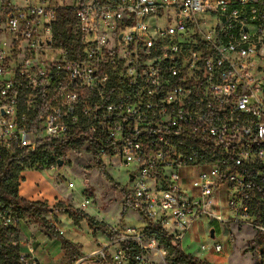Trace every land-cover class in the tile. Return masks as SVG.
Wrapping results in <instances>:
<instances>
[{"label": "built area", "instance_id": "2783aa9c", "mask_svg": "<svg viewBox=\"0 0 264 264\" xmlns=\"http://www.w3.org/2000/svg\"><path fill=\"white\" fill-rule=\"evenodd\" d=\"M58 8L74 14L68 39ZM78 153L127 169L145 221L93 252L100 264L164 259L148 223L179 243L196 223L264 237V0H0V170ZM19 222L0 204V234ZM203 232L199 249L222 252Z\"/></svg>", "mask_w": 264, "mask_h": 264}, {"label": "rangeland", "instance_id": "374dc122", "mask_svg": "<svg viewBox=\"0 0 264 264\" xmlns=\"http://www.w3.org/2000/svg\"><path fill=\"white\" fill-rule=\"evenodd\" d=\"M104 164L106 165H104V168L110 179L118 184L119 189L126 190L129 185L127 169L124 167L120 168L117 164L112 166L107 165L106 161H104ZM21 170L24 174L20 191L30 193L26 198L28 200L44 201L53 208L58 205L71 206L83 211L97 221L100 220L111 227L119 229L130 227L140 229L145 224L143 218L133 209H128L122 215L123 194L120 190L113 189L108 181L102 177L97 168L96 160H93L90 155L84 153L70 154L69 159L56 170H45L28 166H24ZM21 173L20 177H22ZM71 220L70 217L63 216L60 222L57 223V227L65 232L63 238L76 241L79 244L80 253L83 256L79 258V260L83 259L80 264H100L90 257L93 252L99 250L101 247L97 245L92 235L83 229L85 221L81 220L78 223H71ZM54 221H56L55 218ZM204 226L214 228L215 241L222 242L224 246L222 252H205L199 249L201 243L210 244L212 242L203 232ZM219 226L220 224L216 222L207 223L203 226H201V223H196L190 233L181 241V248L183 247L187 254L196 257L198 260H206L212 264H261L259 255L262 247L259 245L264 241V237L258 235V238L252 241L255 233L247 227L239 229L234 227L232 233H220ZM29 227L33 230V233L36 227L40 228L39 225H32V223L29 224ZM25 235L29 237L30 231H26ZM35 235L36 241L41 243L44 249L49 248L50 245L52 247V244L54 246V243L45 239L40 232L37 231ZM15 239H17V236L15 238L13 235H10L4 240L10 242L15 241ZM256 241L259 244L258 246ZM19 242H22V245L25 244L23 241H20L18 235V246ZM25 242L29 241L26 240ZM105 243L109 245L113 244V241L107 239ZM144 243H146V240ZM116 246L117 244L111 245L109 250H112ZM52 251L53 248H51V253L48 256L49 259L56 257V253H52ZM166 257V251L163 256L164 259L159 256H153L151 251L144 253L145 260L150 262V264H159L161 262L167 264Z\"/></svg>", "mask_w": 264, "mask_h": 264}, {"label": "trees", "instance_id": "16d2710c", "mask_svg": "<svg viewBox=\"0 0 264 264\" xmlns=\"http://www.w3.org/2000/svg\"><path fill=\"white\" fill-rule=\"evenodd\" d=\"M55 17V33L63 40L68 39L72 33L71 27L74 19L73 11L67 8H58ZM39 158L40 155L38 153L32 157L34 162L39 160ZM17 160L24 162L26 159L18 158ZM94 160L96 159L94 158ZM96 164L102 177L108 181L110 186L115 190H120L123 194V215L128 209H131L126 191L124 189H119L118 184L110 179L104 166L99 161L96 160ZM22 168L24 167L13 163L9 167L0 170V204L11 206L13 208L15 216L20 221L19 224L25 217H27L37 222L46 230L53 232L44 216L57 212L68 215L74 223L84 220L92 235L100 233L110 241H114L118 238L121 229L111 227L102 221H97L81 210L75 209L71 206L62 205L53 208L44 201H31L20 195L19 187L20 182L23 180L22 177H20ZM144 229L147 234L156 238V240H158V242L164 247L167 253V264H212L206 260H198L196 257L184 252L180 243L171 237L166 236L160 226L148 223ZM11 234L16 238L19 232L18 230H15L12 231ZM54 234L61 237L57 232H54ZM5 238L7 239L8 237L0 234V264H21L20 258L27 254L22 253L18 245H11L9 241L4 240ZM256 238H258V235H255L252 241ZM16 240L17 239H15V241ZM60 245L63 251L64 262L66 264H74L81 257L79 246L76 243L62 238L60 239ZM123 245L127 246L129 243H124ZM130 258L132 264H140L136 262L131 255Z\"/></svg>", "mask_w": 264, "mask_h": 264}, {"label": "crops", "instance_id": "0c3cea01", "mask_svg": "<svg viewBox=\"0 0 264 264\" xmlns=\"http://www.w3.org/2000/svg\"><path fill=\"white\" fill-rule=\"evenodd\" d=\"M21 174H22L21 176L23 178L24 172H22ZM22 181L20 182V185H21ZM19 194L24 196L25 198H27L30 195L29 192H25V193L21 192L20 191V187H19ZM63 216H67L68 217V215L57 214V213H52V214H48V215L44 216L46 218V220H48V223L51 226L53 232L46 230L45 228H43L41 225H39L34 220L25 217L20 223V227H19L20 229H19V234H18L19 237H20V241H23L25 243V244L22 245V242H19L20 243L19 244V248L22 251V253H26L31 248L33 250V253H32L33 257H35L38 260V264H62L64 262V258H63V251H62L61 245H60V239L63 238V236L65 235V232L57 227V223L60 222V219ZM48 218H50V219H48ZM54 218L56 219V221H54ZM49 220H51V221H49ZM98 221H100V220H98ZM72 222H73V220H71V223ZM30 223H32V225H35V224L39 225L40 228L36 227V230L33 233V230L29 227ZM84 224H85L84 225L85 227H83V229H85L89 234L92 235L91 231L88 229V227L86 225V222H84ZM55 229L63 231V234L61 235V237L60 236H56L54 234V232H56ZM120 229H123V228H120ZM26 231H30V236L29 237H26V235H25ZM37 231L40 232V234H42V236L45 239L49 240V242L54 243V246L52 244V247L50 245L49 248L44 249V246H42L41 243L36 241V238H35L36 235L35 234H36ZM23 237L26 240H28L29 242H25L26 240ZM92 237H93L94 241L97 243L98 246L102 247V246L106 245L105 242L107 241V238L104 237L103 235H101L100 233L92 235ZM17 239H18V236H17ZM64 239H66V238H64ZM66 240H68L70 242H73V243H76L79 246V244L76 241H72V240H69V239H66ZM16 243H17V240H16ZM51 248H53L52 253L53 252L56 253V257L53 258V259H49L48 258V256L51 253ZM79 249H80V247H79ZM183 251L186 252L184 248H183ZM55 259H56V261H55ZM78 264H80V262Z\"/></svg>", "mask_w": 264, "mask_h": 264}, {"label": "water", "instance_id": "95a60500", "mask_svg": "<svg viewBox=\"0 0 264 264\" xmlns=\"http://www.w3.org/2000/svg\"><path fill=\"white\" fill-rule=\"evenodd\" d=\"M59 166L62 164V161H58ZM210 237H213V229L210 230Z\"/></svg>", "mask_w": 264, "mask_h": 264}]
</instances>
